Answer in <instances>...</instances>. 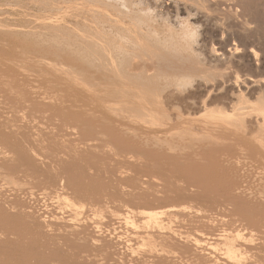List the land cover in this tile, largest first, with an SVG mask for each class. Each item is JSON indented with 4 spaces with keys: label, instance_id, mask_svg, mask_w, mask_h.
<instances>
[{
    "label": "bare ground",
    "instance_id": "6f19581e",
    "mask_svg": "<svg viewBox=\"0 0 264 264\" xmlns=\"http://www.w3.org/2000/svg\"><path fill=\"white\" fill-rule=\"evenodd\" d=\"M32 1L0 8V264H264V0Z\"/></svg>",
    "mask_w": 264,
    "mask_h": 264
},
{
    "label": "rangeland",
    "instance_id": "374dc122",
    "mask_svg": "<svg viewBox=\"0 0 264 264\" xmlns=\"http://www.w3.org/2000/svg\"><path fill=\"white\" fill-rule=\"evenodd\" d=\"M3 1H4V3H2V6H1V3H0V8L4 7L5 9H4V8H3V9H4V10H7V11H9V12H11L10 9L12 10L11 7H13V6H14V7H13V10H12V11H14V10H18V9L20 8L19 10L22 9V10H24V12H25V10L28 11V10H31V9H32V10H31L30 12H28V13H32V12H33V13H36V12H37V10H36L35 8H33L31 4L29 5V1L31 2L32 0H29V1H28V0H23V1H21V0H11V1H13V2H14V1H17L14 5H13V2L8 3L9 5L7 4V2H9L10 0H0V2H3ZM26 1H27V2H26ZM32 2H33V1H32ZM17 3H18V4H17ZM24 3H26L25 6H24ZM4 4H5V5H4ZM6 4H7V5H6ZM21 4H22L23 6H22ZM7 6H8V7H7ZM16 6H18V7H16ZM19 6H20V7H19ZM15 7H16V8H15ZM21 7H23V8H21ZM25 7H27V9H26ZM8 8H9V9H8ZM35 10H36V11H35ZM4 15H5L6 17H8V16L10 15L11 18H12V17H14V18L16 17V19L19 18V20H20V18L22 17V16H18V15H16V16H15V15H11V14L8 13V12H7V14H4ZM10 16H9L8 18H10Z\"/></svg>",
    "mask_w": 264,
    "mask_h": 264
}]
</instances>
